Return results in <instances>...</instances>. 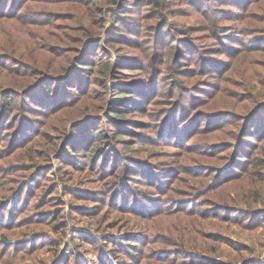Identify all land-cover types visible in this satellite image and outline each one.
<instances>
[{"label": "rangeland", "instance_id": "1", "mask_svg": "<svg viewBox=\"0 0 264 264\" xmlns=\"http://www.w3.org/2000/svg\"><path fill=\"white\" fill-rule=\"evenodd\" d=\"M0 264H264V0H0Z\"/></svg>", "mask_w": 264, "mask_h": 264}, {"label": "trees", "instance_id": "2", "mask_svg": "<svg viewBox=\"0 0 264 264\" xmlns=\"http://www.w3.org/2000/svg\"><path fill=\"white\" fill-rule=\"evenodd\" d=\"M108 68V67H107Z\"/></svg>", "mask_w": 264, "mask_h": 264}]
</instances>
